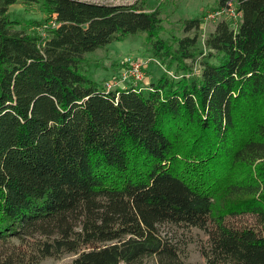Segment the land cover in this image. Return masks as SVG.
<instances>
[{"label":"trees","instance_id":"trees-1","mask_svg":"<svg viewBox=\"0 0 264 264\" xmlns=\"http://www.w3.org/2000/svg\"><path fill=\"white\" fill-rule=\"evenodd\" d=\"M236 9L173 46L138 2L0 0V264H192L163 224L201 230L205 264H264V0ZM137 34L173 75L107 90L87 54Z\"/></svg>","mask_w":264,"mask_h":264},{"label":"rangeland","instance_id":"rangeland-1","mask_svg":"<svg viewBox=\"0 0 264 264\" xmlns=\"http://www.w3.org/2000/svg\"><path fill=\"white\" fill-rule=\"evenodd\" d=\"M97 3L108 4H130L138 2L143 4L147 9H159L160 16L163 18L164 37L171 42L174 38L183 35V21L203 17L201 28V40L204 41L211 30L214 29L215 23L224 17V15L215 16L218 0H84ZM39 7L32 6L30 11H26L24 5L17 3L10 8L12 18L17 19L20 25L18 29L27 28L28 32L33 29L38 32L45 27L33 25L32 19H41L43 17ZM240 17L233 18L237 25ZM48 24V23H47ZM32 26V27H30ZM41 28V30H40ZM173 46H175V42ZM138 58L144 62L145 79L137 82V86L148 85L156 80L163 72L173 75L174 68L168 70L167 66L160 60H156L153 53L142 34L131 35L124 40L115 41L106 48H101L95 52L87 54L89 60V71L97 81L107 82L118 77L119 72L126 67L127 58ZM174 67V65H172ZM230 223L240 224H257L258 219L255 215L245 214L231 217ZM162 234L172 238L179 245L185 247L188 251L187 260L192 264H205V257L200 250V244L206 239V235L198 229L183 230L171 224H163L160 227ZM76 255L74 253H64L60 257L44 258L39 264H64L71 262Z\"/></svg>","mask_w":264,"mask_h":264},{"label":"built area","instance_id":"built-area-1","mask_svg":"<svg viewBox=\"0 0 264 264\" xmlns=\"http://www.w3.org/2000/svg\"><path fill=\"white\" fill-rule=\"evenodd\" d=\"M229 18L240 17V13L236 9V0H226V3L222 5L217 11L215 16L224 15ZM144 62L138 58H127L126 67L122 69L116 79L105 82V88L107 90H113L117 87H125L127 82H141L145 79Z\"/></svg>","mask_w":264,"mask_h":264}]
</instances>
